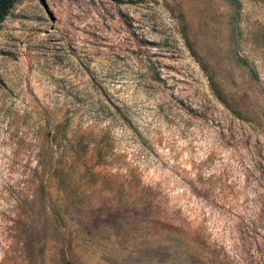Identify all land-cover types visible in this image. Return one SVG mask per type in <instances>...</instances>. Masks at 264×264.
<instances>
[{
  "label": "rangeland",
  "instance_id": "obj_1",
  "mask_svg": "<svg viewBox=\"0 0 264 264\" xmlns=\"http://www.w3.org/2000/svg\"><path fill=\"white\" fill-rule=\"evenodd\" d=\"M0 264H264V0H17Z\"/></svg>",
  "mask_w": 264,
  "mask_h": 264
},
{
  "label": "trees",
  "instance_id": "obj_2",
  "mask_svg": "<svg viewBox=\"0 0 264 264\" xmlns=\"http://www.w3.org/2000/svg\"><path fill=\"white\" fill-rule=\"evenodd\" d=\"M16 1L17 0H0V24L5 20V18L7 17L9 12L13 8V6L15 5ZM186 43L188 44V47L191 50L190 44L187 40H186ZM210 87H211V90L214 93V95L218 99L221 100L222 98H221L220 92L217 90V88H216V86L212 80H210Z\"/></svg>",
  "mask_w": 264,
  "mask_h": 264
},
{
  "label": "water",
  "instance_id": "obj_3",
  "mask_svg": "<svg viewBox=\"0 0 264 264\" xmlns=\"http://www.w3.org/2000/svg\"><path fill=\"white\" fill-rule=\"evenodd\" d=\"M47 14H48L50 21L54 22V17L52 16V14L49 13L48 11H47Z\"/></svg>",
  "mask_w": 264,
  "mask_h": 264
}]
</instances>
